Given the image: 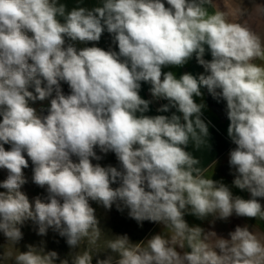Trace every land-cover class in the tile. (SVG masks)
I'll return each mask as SVG.
<instances>
[{
	"label": "clouds",
	"instance_id": "9594fccd",
	"mask_svg": "<svg viewBox=\"0 0 264 264\" xmlns=\"http://www.w3.org/2000/svg\"><path fill=\"white\" fill-rule=\"evenodd\" d=\"M166 2L168 7L163 0H101L67 10L59 0H0V169L8 172L0 182L6 190L0 191V232L11 244L22 239L20 226L29 220L38 235L51 228L73 249L86 239L96 244L101 229L94 201L106 210L127 208L138 223L166 227L167 236L136 244L126 235L109 240L106 249L119 257L115 264H264V242L247 226L211 245L215 232L205 234L184 219L190 211L199 219L235 214L264 220L257 200L264 198V65L254 63L264 60V41L227 12L210 13L213 0ZM105 31L118 51L77 46L99 42ZM206 50L211 60L204 58ZM193 56L204 73L177 78L162 71ZM141 82L155 99L168 101L158 112L176 111L145 115L151 101L139 94ZM202 87L226 101L227 133L236 145L228 161L233 184L250 199L206 178L186 150L190 141L199 148L209 137L205 105L194 99ZM49 99L47 115L29 104ZM96 148L115 153L119 168L93 164L102 159ZM29 159L32 182L47 192L34 205L21 191ZM177 246L190 251L181 254ZM28 249L15 256L16 264L59 259L55 251ZM71 255V264H92L90 251Z\"/></svg>",
	"mask_w": 264,
	"mask_h": 264
},
{
	"label": "crops",
	"instance_id": "0c3cea01",
	"mask_svg": "<svg viewBox=\"0 0 264 264\" xmlns=\"http://www.w3.org/2000/svg\"><path fill=\"white\" fill-rule=\"evenodd\" d=\"M165 6L168 7L166 0H163ZM59 3L66 5L67 10H71L74 7H94L101 3V0H59ZM214 6H209V12L212 13L217 9L225 11L229 14V19L233 22L242 23L255 31L264 41V0H213ZM101 47L105 50L112 48L118 51V45L112 43L111 34L106 31L103 33L99 42H89L87 45H77L78 47L84 46ZM206 60H211L210 51L206 50ZM254 63L264 65V60L257 59ZM163 72L171 71L176 74L177 78L184 73H191L194 76H198L205 72L204 68L198 64L195 56H193L184 66H168L162 68ZM150 85L145 82H141L140 95L142 98L151 101L149 105V111L145 115H166L170 116L176 110L173 108L169 112H158L162 105L168 103L160 102L155 99L150 92ZM202 96L194 97L197 103H203L205 107L202 109V119L208 124L209 137L205 138V143L199 148L190 141L186 150L189 151L199 163L196 165L206 178H211L214 181L222 182L229 187L233 196H239L243 199H250L251 194L247 190H241L233 184L234 169L229 165V152L234 149L236 145L231 141L227 133V128L230 121L226 114V101L222 102L220 107H214L208 100V94H210L206 87L201 88ZM98 149V154L101 156V152ZM105 157L103 161L99 162L103 166H114L119 168V161L116 158L115 153L108 152L102 153ZM102 160V159H101ZM214 161H216L214 165ZM257 200L264 206V198L258 197ZM189 209L191 206H188ZM128 209L126 208V214L128 215ZM184 219L189 227H200L204 230V233L215 232L216 236H209L208 243L214 245L218 238H224L230 240V233L234 232L236 227L247 226L249 231L256 235L262 242H264V220L259 218H247L238 217L233 214L226 220L216 219L212 215L204 219H199L190 211L185 212ZM156 234L167 236V230L163 223L150 222L147 229L139 235L132 242L133 244L140 243L150 239ZM177 251L183 254L184 251H190V249H180L177 246ZM219 254V249H216Z\"/></svg>",
	"mask_w": 264,
	"mask_h": 264
},
{
	"label": "rangeland",
	"instance_id": "374dc122",
	"mask_svg": "<svg viewBox=\"0 0 264 264\" xmlns=\"http://www.w3.org/2000/svg\"><path fill=\"white\" fill-rule=\"evenodd\" d=\"M61 88L64 94L67 95L70 93L69 86L66 83L61 82ZM29 90L34 92V88H29ZM29 104L30 106L36 108L38 113L41 115H47V108L50 106V99L45 101L37 100L35 102L29 101ZM0 120H2V117H0ZM4 147L6 150L10 149V145L6 144ZM96 152L97 155H99L97 148ZM101 157L102 160H93V164L103 161L105 157L102 153ZM73 160L76 161L77 158L73 157ZM32 167L33 166L29 159V167L23 170L25 178L27 179V183L22 186L21 191L34 205L35 198L39 196L44 199L47 196V192L44 188H41L32 182ZM7 175L8 172L6 169H0V182L5 180ZM0 191L6 190L0 188ZM90 203L91 206L96 210V216L99 220V227L101 229V234L96 244H90L86 239L81 243L79 249H73L67 244L66 237H61L58 232L53 231L51 228H49L46 235H38V226L29 220L20 226L23 237L15 245L8 241L3 232H0V264H16L14 259L15 256L20 252H27L29 250V245L36 248H43L45 252L55 251L59 257V259L56 261V264H60V261L65 259H67L69 264H71V254H74L77 251L82 253L86 250L91 252L92 264H97L98 260L107 259L109 256L114 258L113 264H115V260L119 258L118 254L114 253L111 249H106L107 242L109 240L115 239V236L126 235L129 238V241L132 243L135 238H137L147 229L151 221H143L138 223L134 219L130 217L128 218L126 214V208L121 212L117 210L115 205H113L111 210H106L102 206L96 204L94 201Z\"/></svg>",
	"mask_w": 264,
	"mask_h": 264
},
{
	"label": "trees",
	"instance_id": "16d2710c",
	"mask_svg": "<svg viewBox=\"0 0 264 264\" xmlns=\"http://www.w3.org/2000/svg\"><path fill=\"white\" fill-rule=\"evenodd\" d=\"M208 100L212 104V106L217 108L221 106L222 102H224V100L222 99L218 100L214 98L211 94H208Z\"/></svg>",
	"mask_w": 264,
	"mask_h": 264
},
{
	"label": "built area",
	"instance_id": "2783aa9c",
	"mask_svg": "<svg viewBox=\"0 0 264 264\" xmlns=\"http://www.w3.org/2000/svg\"><path fill=\"white\" fill-rule=\"evenodd\" d=\"M157 100L160 101V102H166L167 101V100H163V99H157ZM118 186H119L118 183L112 185L113 188H116Z\"/></svg>",
	"mask_w": 264,
	"mask_h": 264
}]
</instances>
